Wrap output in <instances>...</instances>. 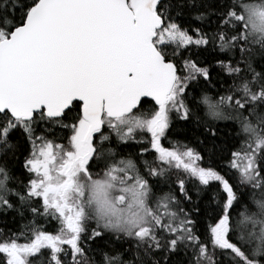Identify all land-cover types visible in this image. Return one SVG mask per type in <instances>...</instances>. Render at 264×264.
<instances>
[{
    "label": "snow or ice",
    "instance_id": "snow-or-ice-1",
    "mask_svg": "<svg viewBox=\"0 0 264 264\" xmlns=\"http://www.w3.org/2000/svg\"><path fill=\"white\" fill-rule=\"evenodd\" d=\"M8 214L0 264H264V0H0Z\"/></svg>",
    "mask_w": 264,
    "mask_h": 264
},
{
    "label": "trees",
    "instance_id": "trees-1",
    "mask_svg": "<svg viewBox=\"0 0 264 264\" xmlns=\"http://www.w3.org/2000/svg\"><path fill=\"white\" fill-rule=\"evenodd\" d=\"M185 26L186 27H189V26L190 27H198V26H201V22L200 21H196L195 19H192V18L189 17L186 20ZM204 26L206 28L208 27L207 22H204ZM208 62H210V58H209V61ZM218 71H220L219 68L214 69V71H213V77L214 78L216 76V72H218ZM221 76L223 77V79H224L225 82L218 83V84L215 85V87L209 86L206 89V91L208 92V94L211 95L213 98H218V92H222L223 89H225L229 84H231V80H229L227 78V75L225 73H221ZM144 110H147V106L145 107ZM198 114L200 116H202V117L204 116V109H203V107H201L198 110ZM217 123L221 127V129H223V132L221 134V139H227V134L232 129L233 125H231L229 123V127L225 128L224 125L226 123H228V122L219 121ZM189 138L190 139H193L191 133H189ZM171 139H173V140L183 139V136L182 135L172 136ZM201 139H203V137H201ZM219 142L220 141L218 140L217 143H219ZM205 143H208V141H205ZM193 144H195V140L194 139H193ZM165 145L168 146L167 141L165 142ZM229 147H231V145H229ZM22 159H23V157H21V160ZM149 159H150V157H149ZM16 167L18 169L17 175H19V171H20L19 164H17ZM164 190L167 191V188L165 187ZM192 195H193V199H196L195 193H192ZM208 200H209V194L208 193H205L204 196L201 199V204H200L201 208H204L206 206V203H207ZM26 222L27 221H25V220H21L19 218V216H16L15 217V220H13V214H8L6 217H4V219L2 221H0V228H5V226H6V230L7 229H11L12 232H18L20 230V228H21V225H23ZM21 242H23V241H21Z\"/></svg>",
    "mask_w": 264,
    "mask_h": 264
}]
</instances>
